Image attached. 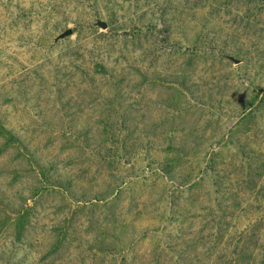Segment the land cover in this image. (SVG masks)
Wrapping results in <instances>:
<instances>
[{"label": "rangeland", "instance_id": "obj_1", "mask_svg": "<svg viewBox=\"0 0 264 264\" xmlns=\"http://www.w3.org/2000/svg\"><path fill=\"white\" fill-rule=\"evenodd\" d=\"M263 255L264 0H0V264Z\"/></svg>", "mask_w": 264, "mask_h": 264}, {"label": "water", "instance_id": "obj_2", "mask_svg": "<svg viewBox=\"0 0 264 264\" xmlns=\"http://www.w3.org/2000/svg\"><path fill=\"white\" fill-rule=\"evenodd\" d=\"M100 25L103 27V28H106L107 27V24L105 22H101Z\"/></svg>", "mask_w": 264, "mask_h": 264}, {"label": "trees", "instance_id": "obj_3", "mask_svg": "<svg viewBox=\"0 0 264 264\" xmlns=\"http://www.w3.org/2000/svg\"><path fill=\"white\" fill-rule=\"evenodd\" d=\"M246 250L245 249H242L241 250V253H243V255H244V252H245ZM241 255V254H240ZM263 257H264V255H263ZM236 264H240V262L238 263V262H236Z\"/></svg>", "mask_w": 264, "mask_h": 264}]
</instances>
